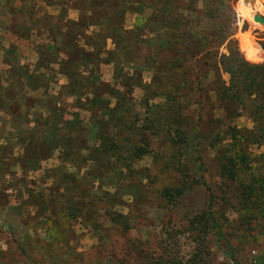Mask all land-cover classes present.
Returning a JSON list of instances; mask_svg holds the SVG:
<instances>
[{
	"label": "rangeland",
	"instance_id": "obj_1",
	"mask_svg": "<svg viewBox=\"0 0 264 264\" xmlns=\"http://www.w3.org/2000/svg\"><path fill=\"white\" fill-rule=\"evenodd\" d=\"M81 1L0 0V264H234L214 230L202 232L204 223L209 227L207 222L201 220L195 230L189 226L192 217L206 211L210 194L216 211L213 219L234 261H264V211L248 213L231 198L236 194L231 196L233 187L219 178L217 147L207 146L208 139L200 141L195 151L191 142L189 149L171 152L178 173L169 179L159 173L157 161L158 155L170 157V152L153 136L147 138L148 154L132 162L131 171L109 166L93 170L97 143L89 138L92 114L83 110L88 97L77 102L65 86L66 78L56 73L55 62L63 58L57 53L60 39L56 38L57 47L46 32L65 20L75 21L78 12L71 7H82ZM114 1L126 4L122 17L126 30L151 15L146 5L159 9L168 1L171 14L187 15L185 0H96L103 5L88 10L97 18L88 22V34L97 31L94 25L101 12ZM253 10L264 16V0H197L190 17L200 19L196 31L208 29L226 37L218 48L226 57L231 51L225 64L233 67L238 60L256 73L264 62V23L253 21L254 16L263 18ZM206 14L212 18L206 19ZM106 49H112L109 40ZM134 63L124 64L122 72L101 63L98 79L116 88L124 82L123 72L131 71L126 84L136 81L138 86L129 95V114L143 118L141 87L151 82L153 74L139 60ZM220 78L227 83L229 76L221 72ZM161 101L150 100L148 111ZM215 105L210 99L203 109L206 116L201 114L211 123L202 126L205 132L215 126L208 118H219ZM66 122L68 126L61 124ZM233 123L240 131L252 128L246 111ZM133 125L138 127L136 121ZM51 127L62 130L55 133ZM44 133L48 140L59 141L60 148L54 150L52 141L41 143ZM247 151L252 171L243 173L241 180L248 175L264 178L263 146H248ZM184 175L197 183H190L170 206L160 197L159 187Z\"/></svg>",
	"mask_w": 264,
	"mask_h": 264
},
{
	"label": "trees",
	"instance_id": "obj_2",
	"mask_svg": "<svg viewBox=\"0 0 264 264\" xmlns=\"http://www.w3.org/2000/svg\"><path fill=\"white\" fill-rule=\"evenodd\" d=\"M185 2V18L178 13L171 14L169 2L163 1L159 9L152 5L144 6L152 10L151 15L143 20L142 24H136L132 29L126 30L122 25L126 4L114 1L112 7L106 6L101 12L99 18L102 21L99 19L94 25L98 28L97 31L88 34V22L95 18L90 16L91 12L95 7L101 8L103 4L97 3L96 0H82V7H71L78 12L75 21L65 20L60 26H50L46 30L51 34L50 37L47 36L49 41L56 46V38L60 39L57 53L62 54L63 58L55 62L58 66L56 73L66 78L65 86L69 93H75L77 102L88 97L83 110L92 114V134L89 138L97 143L94 150V171L98 168L107 169L108 166L109 169L123 168L131 171V163L148 154L147 138L153 136L158 138L159 145L170 152V157L167 153L158 155L157 161L159 173H166V178L169 179L170 174L178 173L177 162L170 161L171 152L189 149L191 142L195 151L200 141L208 139L207 146L217 147L215 159L219 178L227 183L228 187H233L231 196L236 194L231 198L238 200L237 204H241L246 212L255 210L260 214L264 211V178L248 175L241 180L240 176L252 171L248 146L261 145L264 148V62L256 73L251 72L249 68L245 69L238 60L233 67L225 64L231 56V51H228L229 56L226 57L218 53V48L226 37H220L208 29L196 31L195 27H198L200 19L196 22L190 17V13L193 12L197 0ZM204 17L208 20L212 18L207 14ZM144 31L147 33L144 34ZM107 40L112 45L111 50L106 49ZM242 51L247 55L249 53ZM137 60L140 61L141 67L145 66L153 74L151 82L141 87L143 118L129 114V95L134 87L138 86L136 81L131 85L126 84L130 81L128 75L131 71L123 72L125 83L118 84L116 88H110L98 79V67L101 63H110L114 72H122L124 64L136 65L134 62ZM45 66L44 68H47V65ZM83 72L88 74L86 78L82 76ZM221 72L229 76L227 83L221 80ZM133 74L138 78L136 71ZM210 76V81H206ZM118 88L125 90L121 92ZM156 98L162 101L149 112L148 102ZM210 99L216 103L213 110L220 113L218 119L208 118L215 126L205 132L201 128L207 123L205 118L201 119V114L203 113L202 117L206 116L203 109L210 104ZM110 101L113 102L111 107ZM243 111H246L252 122V128L247 131L236 129L233 123ZM134 121L138 127L134 128ZM61 124L69 125L67 122ZM206 126H211V123ZM60 130V127L53 128L55 133ZM44 134L45 139L41 143L52 141L54 150L60 148L59 141L48 140L46 133ZM261 155L260 163L264 166V154ZM61 175L65 176L64 173ZM188 178L189 175H184L178 177L176 183H167V180L161 184L159 189L162 200L173 206L177 197L190 188V183H197L191 177L188 181ZM213 202L214 198L210 194L206 211L192 217L188 222L189 226L195 230L201 220L207 222L209 227L204 223L202 232L206 234L208 229H213L216 237L224 243L228 257L237 264L232 257L231 247L213 219L216 214L212 209ZM263 262L261 260L258 264H264Z\"/></svg>",
	"mask_w": 264,
	"mask_h": 264
},
{
	"label": "water",
	"instance_id": "obj_3",
	"mask_svg": "<svg viewBox=\"0 0 264 264\" xmlns=\"http://www.w3.org/2000/svg\"><path fill=\"white\" fill-rule=\"evenodd\" d=\"M253 21L257 22V23H260V24H263L264 23V20L263 18L259 17V16H254L253 17Z\"/></svg>",
	"mask_w": 264,
	"mask_h": 264
},
{
	"label": "bare ground",
	"instance_id": "obj_4",
	"mask_svg": "<svg viewBox=\"0 0 264 264\" xmlns=\"http://www.w3.org/2000/svg\"><path fill=\"white\" fill-rule=\"evenodd\" d=\"M256 13V14H258V15H260V16H262L263 17V19H264V16L263 15H261L260 13H259V11L258 10H253L251 13ZM252 15V14H251Z\"/></svg>",
	"mask_w": 264,
	"mask_h": 264
}]
</instances>
